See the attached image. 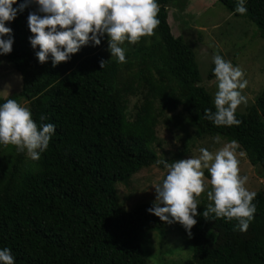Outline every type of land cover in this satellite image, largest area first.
Here are the masks:
<instances>
[{
    "label": "trees",
    "instance_id": "16d2710c",
    "mask_svg": "<svg viewBox=\"0 0 264 264\" xmlns=\"http://www.w3.org/2000/svg\"><path fill=\"white\" fill-rule=\"evenodd\" d=\"M215 1L252 22L264 41V0H247L243 15L233 12L237 0ZM187 2L157 0L160 23L151 36L130 43L128 64L102 57L106 35L100 45L89 42L55 67L50 60L41 64L27 26L36 6L6 22L12 51L0 57L20 75L21 88L0 103L15 99L30 109L37 125H55L38 160L11 144L0 145V248L11 250L15 264H147L140 234L159 230L164 222L146 211L152 203L127 210L116 187L156 164L152 145L164 112L180 109L197 139L236 140L237 151L264 172V89L236 112L239 125L204 119L205 109L215 111L213 96L200 84L194 50L169 23V10H184ZM213 67L209 79L215 78ZM136 94L142 102L131 114L128 98ZM204 175L210 178L207 171ZM253 202L256 211L244 232L234 229L236 219L199 215L210 203L197 205L191 237L181 227L191 251L183 264H264V189Z\"/></svg>",
    "mask_w": 264,
    "mask_h": 264
},
{
    "label": "clouds",
    "instance_id": "9594fccd",
    "mask_svg": "<svg viewBox=\"0 0 264 264\" xmlns=\"http://www.w3.org/2000/svg\"><path fill=\"white\" fill-rule=\"evenodd\" d=\"M16 2L0 0V55L12 51L11 28L6 22L35 5V11L27 15V26L32 33L29 43L33 50L38 48L35 51L37 61L43 64L50 60L53 67L70 60L89 42L93 46L100 45L105 35L110 57L125 62V49L120 45L125 40L135 43L142 36H151L160 23L157 0H23L13 7ZM246 2L237 0L233 12L245 14ZM6 35L8 38L4 39ZM201 54L208 55L206 51ZM211 63L217 89L213 100L215 111L205 109L204 119L216 126L239 125L236 110L247 104V97L242 94L248 83L243 78L244 73L219 54H212ZM100 64L103 68L105 62ZM45 119L43 115L40 117L41 121ZM54 132V124L37 125L30 109L17 100L6 99L0 103V145L11 144L17 152H26L32 160H38ZM237 148L238 142L231 140L214 153L201 147L198 157L170 163L157 161V164H163L166 174L161 182L152 185L155 199L146 211L161 222L179 223L191 237L190 230L197 223L195 217L198 215L195 197L210 184L207 198L212 203L199 215L236 219L234 229L246 231L256 211L253 202L256 192L246 187L248 176L240 174ZM203 169L207 170L210 179L205 180ZM0 264H15L7 247L0 248Z\"/></svg>",
    "mask_w": 264,
    "mask_h": 264
},
{
    "label": "rangeland",
    "instance_id": "374dc122",
    "mask_svg": "<svg viewBox=\"0 0 264 264\" xmlns=\"http://www.w3.org/2000/svg\"><path fill=\"white\" fill-rule=\"evenodd\" d=\"M169 15L172 33L182 36L194 50L201 76L200 84L210 92L213 99L217 90L216 79L208 78L213 65L212 54H219L234 66L241 68L243 78L248 82L242 90V94L247 97V104L238 106L236 112H243L264 89V41L260 38L256 26L244 17L232 15L215 0H188L184 10L170 9ZM106 45L100 50L102 57L108 60L116 59L110 57L108 42ZM120 46L125 49V53L129 52V49L133 51L127 40ZM205 51L208 53L206 56L201 54ZM131 59L132 57L123 64L130 63ZM137 61L136 58L135 64ZM20 88V75L0 57V98H6L18 92ZM141 102L142 97L139 94L130 96L129 112L132 114L134 107ZM158 121L155 128L156 141L152 145L157 155L156 162L163 158L170 159L174 154L180 155L173 161L198 157L201 147L214 153L226 143L220 138L197 139L180 109L172 113L164 112ZM239 153L243 152L237 151L240 174L248 176L246 187L255 192L264 189V172L252 167L244 153ZM27 157L31 159L28 155ZM165 174L166 169L156 163L132 175L125 184H118L116 193L124 207L130 210L138 204L152 203L155 199L152 185L161 182ZM204 178L210 179L205 175ZM211 187L209 184L204 192L195 197L197 205H202L203 202L212 203L207 198V191H210ZM181 227L179 223L164 222L159 230L140 234L139 245L147 264H183L190 258V243L182 233Z\"/></svg>",
    "mask_w": 264,
    "mask_h": 264
}]
</instances>
